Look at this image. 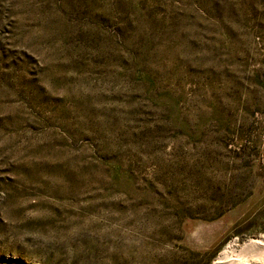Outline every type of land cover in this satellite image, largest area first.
I'll return each instance as SVG.
<instances>
[{
    "label": "rangeland",
    "instance_id": "rangeland-1",
    "mask_svg": "<svg viewBox=\"0 0 264 264\" xmlns=\"http://www.w3.org/2000/svg\"><path fill=\"white\" fill-rule=\"evenodd\" d=\"M259 236L264 0H0V264Z\"/></svg>",
    "mask_w": 264,
    "mask_h": 264
},
{
    "label": "bare ground",
    "instance_id": "bare-ground-1",
    "mask_svg": "<svg viewBox=\"0 0 264 264\" xmlns=\"http://www.w3.org/2000/svg\"><path fill=\"white\" fill-rule=\"evenodd\" d=\"M213 264H264V236L249 239L240 245L230 242Z\"/></svg>",
    "mask_w": 264,
    "mask_h": 264
}]
</instances>
